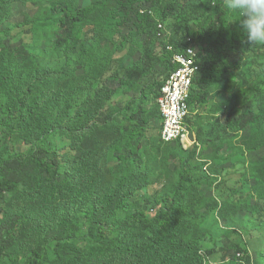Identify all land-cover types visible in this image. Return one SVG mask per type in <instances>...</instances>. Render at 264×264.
I'll return each mask as SVG.
<instances>
[{"label":"rangeland","instance_id":"374dc122","mask_svg":"<svg viewBox=\"0 0 264 264\" xmlns=\"http://www.w3.org/2000/svg\"><path fill=\"white\" fill-rule=\"evenodd\" d=\"M76 1L90 8L101 0ZM175 4L176 10L168 18L163 16V7L153 12L156 18L166 20L175 37L186 34L188 28L199 37L211 19L219 21L222 16L225 35L230 37L239 29L238 14L227 9L224 0H175ZM49 8V0H0V68L12 72L10 90L17 95L20 87L33 111L26 129L44 125L51 130V149L60 164L52 181L39 165L23 164L15 158L29 145L13 147L0 133V177L18 183L14 192L5 195L4 210L9 214L27 212L30 217L11 256L23 262L33 250H45L44 264H120L112 255L81 262L67 246H63L66 260L65 256L61 260L55 249L56 237L76 224L79 234H86L92 220H78L95 203L104 207L120 178L130 176L136 186L145 183L146 194L163 202L162 198L176 197L179 174L189 170L194 183L183 197L188 201L187 213L197 218L192 225L202 236V253L213 252L207 263L239 264L237 255L243 254V264H264V199L257 194L264 182V146L258 150L250 146L255 137L264 142V48L245 55L239 68L228 71L221 82L204 90L208 94L205 99L192 104L189 125L197 145L185 148L160 139L156 97L169 74L164 54L154 41L144 36L125 42L129 31L125 35L107 31L111 40L101 43L104 51L108 49L107 55L104 52L95 58L91 53L94 64L86 66L79 52L82 48L96 51L100 35L87 29L77 42L57 45L62 32L56 24L45 22ZM217 37L208 39L207 46ZM244 103L252 104L262 119L260 124L242 129L229 122ZM142 107L149 122L138 167L124 163L116 148L125 145L126 128L136 124L134 112ZM100 116L106 123H97ZM6 146L8 162L1 157ZM141 195L134 194L129 206L140 202ZM111 196L108 205L116 228L128 216L120 208L121 194ZM170 202L167 200L166 210ZM4 216L0 215V223ZM148 218L154 217L149 214ZM97 221L105 225L103 216ZM156 232L151 224L138 233L143 241ZM71 244L79 249L89 245L88 240Z\"/></svg>","mask_w":264,"mask_h":264},{"label":"trees","instance_id":"16d2710c","mask_svg":"<svg viewBox=\"0 0 264 264\" xmlns=\"http://www.w3.org/2000/svg\"><path fill=\"white\" fill-rule=\"evenodd\" d=\"M49 1L50 8L45 11L44 18L46 23L56 24L62 32L55 42L57 45L63 46L77 42L82 32L87 29H92L100 35L98 36L99 48L96 51L93 49L89 51L85 48L80 50L79 57L83 65L93 66L94 60L92 62L90 60L91 53L95 54V58L104 52L107 55L108 49L104 51L101 45L102 42L108 43L111 40L106 35L107 31L120 34L129 31L124 37L125 42L130 37L139 40L144 36H147L151 43L154 41L155 47L164 54L169 74L166 81L160 84L156 97L161 121L158 98L176 68L172 63L173 55L169 53L167 43L159 40V20L163 22L166 20L156 18L153 12L159 11L163 7V16L168 18L176 10L175 0L169 2L168 0H101L90 8L79 6L76 0ZM224 22V16L219 21H216L215 18L211 19L210 23L203 27L204 34L199 37L193 33L192 28H188V32L182 36H174L173 44H177V39L183 41L192 39L199 52L203 67L198 79L194 82L190 109L194 102L206 98L208 94L204 90H208L216 82H221L228 71L239 68L245 55L264 48V43L250 45L244 42L245 38L240 28L234 31L230 37L225 35L221 29ZM219 24L222 26L219 27ZM214 36L218 37L211 46H207V40L213 39ZM13 80L11 71L0 68V133L5 135L6 143L13 147L29 145L26 152H17L15 158L23 164L33 162L39 165L47 172L49 179L54 181L60 169L58 154L51 149L54 135L44 125L37 129H26L29 114H33V111L29 110L20 87L15 91L17 95L10 90L9 83ZM145 114L146 111L143 107L134 112L132 119L136 121V124L126 128L128 132L125 138L126 143L116 148L117 156L124 163L132 162L138 167L142 161L139 151L144 139V129L149 122V118ZM189 118L190 114L188 123ZM261 120L259 114L252 108V104L244 103L242 109L229 122H235L239 127L245 129L250 125L260 124ZM104 121L105 119L100 116L97 123H106ZM136 135L138 137H135ZM250 143L252 150H258L264 146V142L256 137ZM8 154H10V150L6 146L1 156L6 162L10 159L7 157ZM261 164H264V158ZM2 167L3 163L0 158V170ZM179 177L176 197L174 199L162 198L163 202L154 200L152 196L146 194L148 188H145V183L136 186L130 176L120 178L117 186L106 197L107 204L99 208L95 203L78 220V222L92 220V226L86 234H79V230H77L79 224H76L67 227L64 233L56 237L57 255L61 260L65 256L66 260L63 246H67L75 254L76 260L79 259L86 263L103 259L106 255H112L121 261L120 264H141V261L145 259H147L145 264H208L207 258H211L213 252L206 251V255L202 253V236L192 225L197 218L195 215L191 216L187 213L188 201L183 197L184 193L185 196L188 195L186 190L194 181L190 177L189 170H183ZM17 188L16 180L0 177V215H5L0 223V264H44L47 259L45 250H33L23 262H20L18 256L13 257L10 254L20 233L30 221L27 212L9 214L4 210L5 195L14 192ZM140 193L142 194L141 201L134 206H129L131 197ZM112 194H121L122 205L120 208L128 216L125 217L124 222L116 225V228H114L116 223L113 220V211L108 205L113 199ZM257 194L264 199V182L263 187L257 190ZM167 200L171 201L168 210H166ZM106 206L109 209L108 213H106ZM152 211L155 212L152 214L154 218L149 220L148 216ZM100 216L105 218V225L97 221ZM151 224L155 225L157 232L142 241L138 233L139 230ZM112 233L115 236L111 237ZM75 240L78 242L88 240L89 245L85 249L71 246ZM237 257L239 264H243L240 260L243 258V254H238ZM129 258L137 260V263H131L133 261H129Z\"/></svg>","mask_w":264,"mask_h":264},{"label":"built area","instance_id":"2783aa9c","mask_svg":"<svg viewBox=\"0 0 264 264\" xmlns=\"http://www.w3.org/2000/svg\"><path fill=\"white\" fill-rule=\"evenodd\" d=\"M158 26L159 40L167 43V49L173 55L172 63L176 68L158 98L161 139L167 144L180 143L185 148L193 147L197 145L196 139L187 120L194 82L203 69L200 55L192 39L187 41L177 39V44H173L175 37L166 27V23L159 20ZM154 213L152 211L150 214Z\"/></svg>","mask_w":264,"mask_h":264},{"label":"clouds","instance_id":"9594fccd","mask_svg":"<svg viewBox=\"0 0 264 264\" xmlns=\"http://www.w3.org/2000/svg\"><path fill=\"white\" fill-rule=\"evenodd\" d=\"M227 9L239 16L246 43H264V0H224Z\"/></svg>","mask_w":264,"mask_h":264}]
</instances>
